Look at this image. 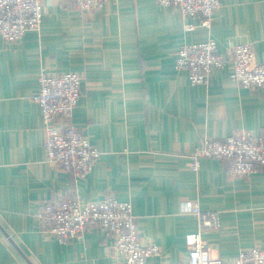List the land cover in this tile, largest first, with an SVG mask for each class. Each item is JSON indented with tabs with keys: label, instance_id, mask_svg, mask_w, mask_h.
Listing matches in <instances>:
<instances>
[{
	"label": "crops",
	"instance_id": "1",
	"mask_svg": "<svg viewBox=\"0 0 264 264\" xmlns=\"http://www.w3.org/2000/svg\"><path fill=\"white\" fill-rule=\"evenodd\" d=\"M221 3L204 26L157 0H109L84 15L70 0H41L38 30L13 43L0 36V264H114L112 239L96 221L65 243L37 230V204L74 190L84 202L112 194L131 203L142 242L161 251L146 264L187 260L185 236L198 220L180 210L185 200L219 213L218 229H202L212 257L230 262L264 248V166L243 176L225 159L202 158L196 171L187 159L204 137L264 138L263 87L233 80L230 61L203 84L174 67L183 44L210 37L226 55L249 42L264 62V0ZM41 70L82 78L71 123L101 152L84 178L47 157L32 99Z\"/></svg>",
	"mask_w": 264,
	"mask_h": 264
},
{
	"label": "built area",
	"instance_id": "2",
	"mask_svg": "<svg viewBox=\"0 0 264 264\" xmlns=\"http://www.w3.org/2000/svg\"><path fill=\"white\" fill-rule=\"evenodd\" d=\"M69 1V0H67ZM81 14L100 10L109 0H70ZM163 6H173L184 15H199L206 26L221 0H157ZM43 11L41 0H0V36L8 43L19 42L29 30L41 25ZM188 29L194 28L191 23ZM174 67L186 73L190 83H206L213 68L232 66L229 76L249 89L264 88V62L256 61L249 42L234 44L228 55L219 53L217 43L210 37L205 41L183 44L174 56ZM39 86L32 96L39 105L48 159L67 172L84 178L100 156L96 148L78 128L71 123L72 110L77 105L82 88V78L74 71L38 75ZM62 122V123H61ZM61 123V124H60ZM218 158L228 161L227 171L243 176L264 166V138L244 132L228 135L224 139L202 138L198 146L187 155L191 170H198L200 159ZM180 210L197 216L198 228L187 233L185 245L188 257L179 264H264V248L252 247L230 262L212 257L202 229H218L219 213L202 210L198 203L182 201ZM34 217L39 232L65 243L80 236L90 222L96 221L111 240L115 253L114 264H146L150 257H160L155 244L142 242L131 203L109 194L100 200L84 202L78 191L63 194L57 202L40 201Z\"/></svg>",
	"mask_w": 264,
	"mask_h": 264
},
{
	"label": "rangeland",
	"instance_id": "3",
	"mask_svg": "<svg viewBox=\"0 0 264 264\" xmlns=\"http://www.w3.org/2000/svg\"><path fill=\"white\" fill-rule=\"evenodd\" d=\"M44 13V12H43ZM256 60V59H255Z\"/></svg>",
	"mask_w": 264,
	"mask_h": 264
}]
</instances>
